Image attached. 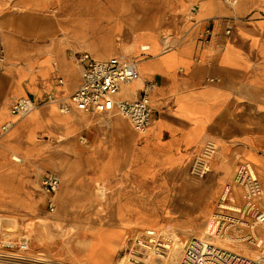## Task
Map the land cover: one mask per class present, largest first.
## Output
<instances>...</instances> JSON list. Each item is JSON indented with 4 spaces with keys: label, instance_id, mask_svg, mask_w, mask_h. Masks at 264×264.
Listing matches in <instances>:
<instances>
[{
    "label": "bare ground",
    "instance_id": "obj_1",
    "mask_svg": "<svg viewBox=\"0 0 264 264\" xmlns=\"http://www.w3.org/2000/svg\"><path fill=\"white\" fill-rule=\"evenodd\" d=\"M33 1V9L13 13L14 11L6 9L7 0H0V36H6L7 31L37 34L56 29L51 22L54 12L48 7L50 1ZM56 1L60 5L58 13L68 10L71 15L70 25L91 46L97 39L98 42L103 40L111 52L116 49L113 41V37H116L129 50V54L120 55L138 61L140 77L125 84L119 94L123 97H135L137 88L144 83L146 77L150 78L155 81L150 91L151 103L160 108V117L153 126L146 129H138L117 107L110 112L106 122L111 131L108 134L111 138L110 148L103 156L93 159L88 155L84 160L86 167L81 179L83 197L75 204L78 212L70 214L68 211L66 216H72L78 223L97 222L100 217L102 221H116L118 224L124 223L122 217L127 216L129 222L135 224L134 227H152L169 234L173 239L166 240L159 232V236L166 243V249L161 254L162 264H176L183 254L185 237L188 234H206L224 188L233 182V178L232 181L227 179L235 157L250 161L264 184V155L258 153V150L264 151V112H250V103L246 105V110L239 119L225 116L213 120L212 128L220 135L211 136L217 145L214 151H208L204 144L188 149L186 145L177 143L178 140L168 133L182 124L181 122L186 126L188 124V119L178 111L182 97L175 94L170 74L180 64L187 65L193 60L192 45L195 43L194 32L197 25L207 14L231 12V9L241 6L242 0L234 3L227 0H194L196 5L191 13L188 12V0H160L158 8L161 11H157L155 16L150 15L149 22L138 11L145 7L144 0ZM169 44L174 45L166 48ZM94 49L97 51L98 48ZM143 49H146L144 54ZM131 50H134L136 56ZM105 55L107 54L97 56ZM4 56L0 54V59L5 58ZM204 58V55L201 56V59L209 61ZM22 79H27V76L18 71L0 70V99L5 100L8 90L14 86L16 92H22L16 87ZM41 93L44 94L43 90ZM246 96L257 98L253 93ZM53 103L48 102L50 105H54ZM257 105L264 109L263 104ZM2 108L6 113L10 112L8 103L3 104ZM42 109L41 105H37L25 116L24 127L11 134V143L4 145L5 137L1 140L0 160L10 163L14 170L19 169L25 162L35 160L42 170L49 169L59 174L62 183L54 194V200L58 204L64 188L62 172L65 163L62 166L61 154L66 161L63 151L71 149L67 146L66 134H60L63 111L56 108L55 113L49 115ZM94 114L97 117L101 115L98 112ZM34 125L46 128L49 140L38 135L34 131ZM14 128L9 132H14ZM60 136L66 143L63 151L59 145H55L58 144L55 141ZM231 144L237 145L233 152ZM51 161L56 163L52 164ZM97 163L99 167H93L98 166ZM104 177L113 183L100 188L99 181H105L101 179ZM97 178L100 179L96 181ZM3 183L0 182V190L17 186L16 182ZM14 193L16 196L0 199V211L10 217H13L12 214L22 213L32 218L37 225L35 233L38 244L44 243L51 212L48 211L47 216L39 213L38 207L28 194L18 199V192ZM235 193L240 198L241 192L236 186ZM261 203L264 204V193ZM57 212L56 209L52 213ZM99 224L95 225L93 236L88 240L94 264L109 250H116L123 243L124 235L129 229L121 236L124 227L114 228ZM262 230L263 227L257 228L259 232ZM108 232L112 233L113 238L108 239L105 236ZM216 242L252 256L261 255L257 246L250 244L251 242L243 243L237 237L218 238ZM28 257V261L1 258L0 261L3 264L50 262L43 252H30ZM53 263L63 264L60 261Z\"/></svg>",
    "mask_w": 264,
    "mask_h": 264
},
{
    "label": "crops",
    "instance_id": "obj_2",
    "mask_svg": "<svg viewBox=\"0 0 264 264\" xmlns=\"http://www.w3.org/2000/svg\"><path fill=\"white\" fill-rule=\"evenodd\" d=\"M12 1L13 13H21L24 9L34 8L32 7L33 0ZM49 1L51 3L52 0ZM56 3L55 8H50L54 12L51 22L52 26L56 27L55 30L37 34L7 31L6 36H0V54L5 55V58L8 56L7 58H10L13 63L17 62L11 68H0V70L18 71L21 75L27 76V79H22L16 86L22 92H16L14 86L8 90L5 100L0 99V124L13 120L14 123L10 130L15 127L14 132L11 133L9 130L3 136L6 138L4 145L13 141L11 134H15L24 127L26 117H18L11 112L6 113L2 108L3 104L8 103L10 107L21 96L31 94L39 101L45 114L53 115L59 107L57 103L48 104L51 101L47 98L50 95L59 97L69 95L83 80L82 65L77 61L76 56L85 51L94 53L96 57H99L97 56L99 54L110 52L103 40L98 42L97 39L96 42H92V47L78 30L70 25V12L65 10L58 13L60 5L57 1ZM231 10V12L220 15H206V18L202 20L203 26H207L204 37L202 39L198 37L197 29L194 32L193 60L187 65L180 64L178 69H173L170 74L171 86L175 94L182 97L178 111L188 119V124L186 126L181 122L182 124L168 133L173 139L178 140L177 143L186 145L188 149H195L201 144L206 145L213 134L220 137L212 128L213 120L216 118L230 116L239 119L249 103L251 104L250 112H264V109L258 108L257 105L258 103L264 105V0H242L240 7ZM138 11L144 19L149 14L147 9L141 8ZM94 48H98L97 51ZM203 55L204 59H209V61L201 59ZM141 86L136 90L137 95L140 93ZM251 93L257 98L251 99L246 96ZM153 107L154 121L151 126L160 117L159 106L153 105ZM94 112V110L82 111L73 108L69 112H63L61 116L60 134H66L67 146L71 150L61 149L66 154V161L61 154L62 166L65 163L62 172L64 188L57 204L58 208L53 209L57 208L58 214L53 216V210L41 207L42 203H48L50 194L42 185L39 173L40 164L35 160L21 165L17 170L11 169L10 163L0 160V182L17 183V186L13 185L0 190V199L13 197L15 191L18 192V199L28 194L30 200L46 215L48 211L51 212L49 213L51 225L54 227L58 224L62 225L67 235L74 227L83 229L82 227H88L87 224L91 230L97 223L101 226L102 224L111 225L114 228L124 227L121 236L127 228H133L135 224L130 223L127 216L122 217L124 221L122 224L116 221L105 222L100 217L97 222L81 221L78 223V220L72 216H66L68 211L70 214L78 212L75 204L83 197L81 179L84 176L83 169L86 167L84 160L88 155L93 159L96 156H103L110 148L111 138L108 134L111 131L108 129L107 121L101 115L97 117ZM34 126H36L34 131L38 135L49 140L46 128ZM81 135H85L88 141L92 142V146L82 144L79 139ZM236 147V144H231V151L233 152ZM261 151L263 150H258V153L264 155V151ZM97 164L98 166L93 167H99V163ZM16 173H18L17 176ZM111 234L108 232L105 236L111 239L113 238ZM92 236L91 232L86 238L90 239ZM65 239L68 242L66 244H69V237ZM56 240V237H50L45 243V252L50 256H53L52 246L55 245ZM60 242L62 245L63 239ZM86 244L88 245V241ZM121 245L122 243L118 250H109L100 261H97V264H114ZM79 257L80 261L87 264L95 262L92 261L91 252L87 249L81 251Z\"/></svg>",
    "mask_w": 264,
    "mask_h": 264
},
{
    "label": "built area",
    "instance_id": "obj_3",
    "mask_svg": "<svg viewBox=\"0 0 264 264\" xmlns=\"http://www.w3.org/2000/svg\"><path fill=\"white\" fill-rule=\"evenodd\" d=\"M234 3L236 0H227ZM143 49L142 53H146ZM77 61L82 65L83 80L69 95H50L47 100L57 103L63 112L73 108L97 110L110 113L116 107L138 128L151 127L154 121V107L150 99V91L155 81L147 78L140 88V93L133 98L123 97L119 93L125 84L140 77L139 64L136 59H128L122 55L96 57L88 51L79 53ZM39 105V101L31 95H25L10 106V112L18 117H25ZM1 106V104H0ZM14 121L0 124V142L10 130ZM82 144H89L85 135L80 136ZM215 140L206 143L208 151L216 150ZM216 142V141H215ZM41 182L50 194L49 209H55L57 203L54 193L60 186L61 177L53 171L41 174ZM107 182L99 181L100 188ZM235 186L240 190V198L236 197ZM264 184L255 166L242 159L236 164L233 182L224 188L217 209L213 212L205 235H193L185 243L183 254L177 264H264V204L261 198ZM27 224V222L25 223ZM263 227L262 232L257 228ZM5 224V216L0 211V258L28 261L26 254L31 248L32 238L29 232L18 234ZM161 236L169 240L162 231L147 227L135 236L128 253L121 257L118 264H162L159 258L166 249ZM237 237L243 243H249L260 249V256H252L221 245L218 238ZM163 241V242H162ZM163 250V251H162Z\"/></svg>",
    "mask_w": 264,
    "mask_h": 264
},
{
    "label": "rangeland",
    "instance_id": "obj_4",
    "mask_svg": "<svg viewBox=\"0 0 264 264\" xmlns=\"http://www.w3.org/2000/svg\"><path fill=\"white\" fill-rule=\"evenodd\" d=\"M188 1H189V10H188V12L191 13V12H193L194 5H196V4H194V0H188ZM159 4H160V0H144V6L145 7L144 8L141 7V8L147 9L149 11V14L145 17L146 22H149L150 15H152V16L154 15L155 16V13H157V11L158 12L161 11L158 8ZM56 6H57L56 1L52 0L51 3H50V8H55ZM6 8L9 9V10H11V9L13 10V1L12 0H7ZM141 8H139L138 10H140ZM141 17L144 19L143 16H141ZM196 29H197V32H198V37L200 39H202L204 37V34H205L206 30H207V26L206 25L203 26L202 21H201L197 25ZM113 41H114V43L116 45V49L111 51V52H109L107 55H105L103 57H109V56H112V55H120V53H124L126 55L129 54V50H128L127 46H124L123 44H121L120 40L118 38L113 37ZM172 45H174V44H169V45L166 46V48H169ZM130 52L133 53L134 56H136L135 53H134V50H131ZM92 54L95 55L94 53H92ZM7 57L8 56H6V58H3L2 62L0 61V68H3V69L11 68L17 63V62L13 63V61L10 58H7ZM21 97H23V96H21ZM20 98H18L16 101H18ZM94 111L98 112L99 114H101V117H103L106 121H108V117H109L110 113L106 114V113H101V112H99L97 110H94ZM210 139H212V138H210ZM55 142H58V144H55V145H59L61 149L66 148V143H65L63 137L60 136L59 138L56 139ZM89 144H90V146H92V142L91 141L89 142ZM261 152H263V151H261ZM240 160L241 159L238 158V157H235V159L233 160L231 173H230V176H229V178L227 180H231L232 181V178L234 176V172H235V169H236V164ZM26 163H28V162L23 163V165H26ZM51 163L55 164L56 162L55 161H51ZM51 167H53V166H51ZM46 171H50V170L49 169L48 170H42L40 168L39 169L40 176H41L42 173H44ZM98 179H100V178H97L96 181H98ZM101 179H104L107 182V184H109L110 186L113 183L108 178L104 177V178H101ZM37 207L39 209V213L44 214L45 216H47L46 213L39 208V206H37ZM41 207L45 208V209H47V208L49 209L48 203H45V202L41 204ZM56 207H57V205H56ZM52 212H55V210H53ZM3 214L5 216V224L7 225V227L9 229H11V230L16 229L18 231L17 233L19 235L22 234V233H25V232H29L30 233L32 241H31V248L26 253L27 255L30 252H32L34 254H38L40 252H43L44 255L47 256L49 259L52 257L51 259L55 260L54 262L60 261L63 264H87V263H85L83 261H80L81 259H80L79 255L81 256V251L86 250V249L88 251H90V249H91L89 243H88V245L86 244L87 241L89 240L88 238H86V236L88 234L90 235L91 232H92V230L89 227V224L86 225V226H88L86 228L82 227L83 229H80V228L76 229L74 227L73 229L70 230V232L67 235L65 227H63L62 225H59V224L56 225V227H54L50 223L51 222V218H50L49 227H48V230H47V234L45 236L44 243L39 245L38 244V240L36 238V233H35V230L37 229V225L35 224V221L32 218H30V217H28V216H26V215H24L22 213L12 214L13 217H10L8 214H5V213H3ZM56 214H58V213H53V216L56 215ZM26 222H27V224H25ZM144 229L145 228L142 229V228H138V227H133V228L128 229V231L124 235V237H125L124 241H123V243H122V245H121V247L119 249V252H118V255H117V258H116L114 264H118V261L125 254V252L128 253L129 248L133 244L135 236L140 235L144 231ZM165 235L168 238L173 239V238H171V236L169 234H165ZM193 235H198V234H188L185 237V242ZM67 236L69 237V244H66V243H68L67 240L65 239ZM50 237H56V239H57L55 241V245L52 246L53 256H50L49 254H47L45 252V243L47 242V240H49ZM61 239H63V244L62 245H61V242H60ZM185 242H184V244H185ZM118 248L119 247H117L116 250H118ZM51 259H50V262H48V264H54ZM159 260H160V262L161 261L163 262V258L162 257H160ZM0 264H3V263L0 261Z\"/></svg>",
    "mask_w": 264,
    "mask_h": 264
}]
</instances>
